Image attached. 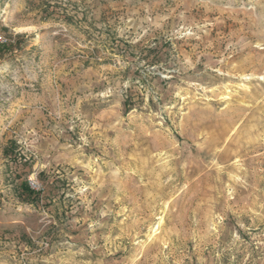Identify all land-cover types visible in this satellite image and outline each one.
<instances>
[{
  "label": "rangeland",
  "instance_id": "374dc122",
  "mask_svg": "<svg viewBox=\"0 0 264 264\" xmlns=\"http://www.w3.org/2000/svg\"><path fill=\"white\" fill-rule=\"evenodd\" d=\"M0 264H264V0H0Z\"/></svg>",
  "mask_w": 264,
  "mask_h": 264
},
{
  "label": "trees",
  "instance_id": "16d2710c",
  "mask_svg": "<svg viewBox=\"0 0 264 264\" xmlns=\"http://www.w3.org/2000/svg\"><path fill=\"white\" fill-rule=\"evenodd\" d=\"M25 190L30 195H33L34 194V191L32 189H30L26 184H25Z\"/></svg>",
  "mask_w": 264,
  "mask_h": 264
}]
</instances>
